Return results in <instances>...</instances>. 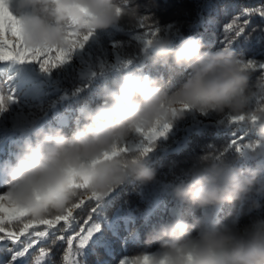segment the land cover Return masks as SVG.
I'll return each mask as SVG.
<instances>
[{
	"label": "clouds",
	"instance_id": "obj_1",
	"mask_svg": "<svg viewBox=\"0 0 264 264\" xmlns=\"http://www.w3.org/2000/svg\"><path fill=\"white\" fill-rule=\"evenodd\" d=\"M15 9L23 43L31 49L66 48L70 33L83 36L125 19L139 24L142 18L132 0H16ZM205 48L199 36H189L176 47L167 34L159 33L143 43L140 52L146 60L188 69L179 87L132 68L103 86L100 103L70 136L59 127L36 129L34 139L18 146L14 163L0 165L5 203L39 221L63 215L86 193L96 194L103 203L131 180L147 185L156 179L147 154L119 149L193 110L218 117L245 116L257 132L247 155L257 163L241 168L229 165L222 155L200 157L201 167L193 170L191 179L172 187L173 199L201 210L233 203L259 209L252 197L264 195V104H255L254 98L264 97V80L252 83L245 58L233 48ZM145 243L159 247L129 256L128 264H264V216L243 228L235 219L223 223L214 213L195 223L176 217L150 231Z\"/></svg>",
	"mask_w": 264,
	"mask_h": 264
},
{
	"label": "trees",
	"instance_id": "obj_2",
	"mask_svg": "<svg viewBox=\"0 0 264 264\" xmlns=\"http://www.w3.org/2000/svg\"><path fill=\"white\" fill-rule=\"evenodd\" d=\"M132 3L139 5L141 17H147L144 24H155L159 34H167L172 39L173 47L189 36H199L206 44L204 51L222 48L224 24L240 15L243 7H249L253 12L248 17L250 23L246 34L237 38L232 48L246 60L264 63V17L259 15L264 0H237L236 7L228 5L227 0H132ZM15 4L16 0H9L11 12L18 16ZM145 31L148 27L141 29L139 24H130L126 19L107 30H98L83 47L75 48L63 64L47 72L35 61H0V96L4 98L0 106V165L5 161L14 163L18 146L25 139H34L33 133L38 128L59 127L70 136L84 122L85 114L100 103L103 86L118 79L125 71L139 68L144 73L161 77L170 87H179L188 69L146 60L140 52ZM259 79L264 80V72H252L254 85ZM254 103L264 104V97H255ZM189 124L193 125L191 130ZM256 139V128L247 120L230 122L229 114L218 117L186 110L184 118L174 120L168 131L152 142V150L146 155L147 163L156 170V179L147 185L131 180L112 191L114 195L100 204L101 230L82 250V264H119L124 257L141 250L157 249V243H145L147 234L174 216H180L181 213L176 211L179 207L183 209L181 218L189 223L214 213L223 223L230 224L235 219L237 226L243 228L257 216H264V195L252 197L259 201V209L233 203L205 210L188 203L181 204L171 195L172 187L190 180L193 170L201 167L200 157L210 153L222 155L231 166L255 167L257 162L247 153L248 146ZM234 140L240 146L239 151ZM145 143L147 141L141 137L127 146L141 152ZM4 179L0 174V193L5 190ZM94 205L93 201L80 212L79 223L87 219ZM167 208L171 216L166 212ZM134 235L141 240V247L134 246L130 250L126 244L123 249L125 237L127 240ZM192 235H196V229ZM13 247L10 242L0 249V264H17L19 261L24 264L29 255L33 256L32 264L40 261L62 264L67 243L65 240L53 244L48 240L42 245H34L29 255L18 258L17 262L11 260ZM40 247L50 255L41 254ZM34 255L37 256L34 258Z\"/></svg>",
	"mask_w": 264,
	"mask_h": 264
},
{
	"label": "snow or ice",
	"instance_id": "obj_3",
	"mask_svg": "<svg viewBox=\"0 0 264 264\" xmlns=\"http://www.w3.org/2000/svg\"><path fill=\"white\" fill-rule=\"evenodd\" d=\"M228 5L237 6V0H227ZM9 0H0V61H35L40 64L42 71H50L51 69L63 64L71 55L75 48L83 47L88 41L92 33L87 35L69 34V46L66 48L54 47L43 49H31L24 45L23 34L18 18L13 15L8 7ZM253 9L243 7L240 15L234 16L232 20L223 26V39L221 41L223 47H231L233 42L246 34V29L250 23L248 17L251 16ZM259 15L264 17V7L259 9ZM142 17L139 27L144 29L148 27V31L143 32L144 43H150L151 39L159 32L158 27L153 24L146 26ZM255 31V29H253ZM245 67L252 72L261 70L264 72V63H257L254 60L245 59ZM11 99V97H9ZM4 103V98L0 96V106ZM253 116L252 120L255 121ZM230 122L245 121V116H232L229 114ZM170 125L165 124L155 127L142 134L145 136L147 143L143 145L142 152L149 153L152 150V142L158 137L163 136L169 129ZM240 146L237 141H233ZM119 151L127 152L129 147L126 145ZM82 189L85 186H79ZM95 205L91 207L87 219L83 223H79L80 212L91 202ZM100 200L96 194L83 195L78 201L72 204L63 215L48 216L39 221L32 220L27 217V213L23 210L14 208L5 203V197L0 194V249L6 248L5 241H9L14 246L10 251L13 252L11 260L17 262L18 258H26V254L34 245H42L46 241L51 240L54 244L57 241H65L67 243L66 252L62 257V264H82V250L88 245L94 234L101 230L99 222L102 215L100 208ZM42 226V227H41ZM16 229V231L10 229ZM67 234V235H65ZM23 237V239H22ZM39 251L44 256H49L44 247H40ZM7 264V262H3ZM39 264H45L40 261ZM119 264H128V257L120 260Z\"/></svg>",
	"mask_w": 264,
	"mask_h": 264
},
{
	"label": "rangeland",
	"instance_id": "obj_4",
	"mask_svg": "<svg viewBox=\"0 0 264 264\" xmlns=\"http://www.w3.org/2000/svg\"><path fill=\"white\" fill-rule=\"evenodd\" d=\"M7 245V243H5Z\"/></svg>",
	"mask_w": 264,
	"mask_h": 264
}]
</instances>
